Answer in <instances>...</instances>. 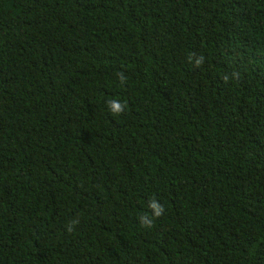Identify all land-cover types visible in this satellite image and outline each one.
I'll return each instance as SVG.
<instances>
[{
	"label": "trees",
	"instance_id": "16d2710c",
	"mask_svg": "<svg viewBox=\"0 0 264 264\" xmlns=\"http://www.w3.org/2000/svg\"><path fill=\"white\" fill-rule=\"evenodd\" d=\"M0 264H264V0H0Z\"/></svg>",
	"mask_w": 264,
	"mask_h": 264
},
{
	"label": "clouds",
	"instance_id": "9594fccd",
	"mask_svg": "<svg viewBox=\"0 0 264 264\" xmlns=\"http://www.w3.org/2000/svg\"><path fill=\"white\" fill-rule=\"evenodd\" d=\"M202 57L196 61L197 64H199L201 61H202ZM120 77H121V84H123L125 81H124V78L123 77V74H118ZM108 107H109V110L113 113V114H121L125 108H126V104H124L123 102L121 101H117V100H112V101H109L108 102ZM149 209L151 210V216H149L147 213L144 214V215H141L139 217V221L141 223V226H144V227H151L153 222H154V218H158L160 217L162 214H163V205L160 204L159 202L153 200L149 203ZM79 221L78 220H73L71 222L72 225L74 224H77ZM67 230L70 232L72 231V226L70 225Z\"/></svg>",
	"mask_w": 264,
	"mask_h": 264
}]
</instances>
